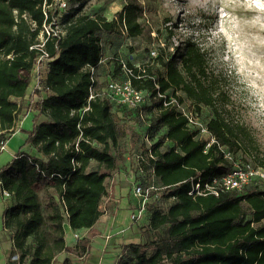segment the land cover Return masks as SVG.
<instances>
[{"label":"trees","instance_id":"16d2710c","mask_svg":"<svg viewBox=\"0 0 264 264\" xmlns=\"http://www.w3.org/2000/svg\"><path fill=\"white\" fill-rule=\"evenodd\" d=\"M50 3L0 0V129L6 133L15 126L21 110L17 99L25 96L28 73L40 53L34 45L39 43L41 25L53 20L57 12L43 8ZM140 15L141 7L133 2L111 20L76 8L59 18L62 33L47 37L43 44L52 59L44 81L50 92L36 91L39 96L33 109L47 121L37 122L36 116L25 142L45 160L20 152L0 168V190H6L12 202L4 212L3 224L11 232L12 253L18 254L20 264H52L59 253L69 251L64 220L78 230L90 228L100 216L105 181L116 166L110 145H116L124 132L107 99L91 100L89 110H79L88 95V67L97 69L101 63L102 35L120 30L130 37L141 35ZM159 60L160 68H154L158 65L154 60L142 66L119 61L109 77L124 79L121 67L125 64L132 69L133 86L148 94L151 104L144 106L145 122L137 111L130 110L144 124L141 135L135 136L141 140L147 135L153 140L155 158H148L149 164L136 163L144 172L141 178L153 168L161 188L159 199H172L165 210L155 203L147 205L144 215L149 214L148 228L154 239L130 244L131 254L117 264H264V188L258 187L259 181L218 195L188 194L192 181L221 178L233 171V160L224 157L220 146L240 165L246 164L250 163L249 152L258 151L255 138L229 116L227 97L218 92L217 79L206 74V58L198 45L185 44L179 55L181 67L173 58ZM156 90L187 100L201 118L202 106L208 107L210 116L204 123L214 142L206 147V140L186 125L184 117L155 97ZM238 152L243 153L244 163L236 157ZM252 158L254 166H264V158ZM64 264H70L68 258Z\"/></svg>","mask_w":264,"mask_h":264},{"label":"rangeland","instance_id":"374dc122","mask_svg":"<svg viewBox=\"0 0 264 264\" xmlns=\"http://www.w3.org/2000/svg\"><path fill=\"white\" fill-rule=\"evenodd\" d=\"M62 2L66 4L64 9L59 8ZM129 2L141 7L139 20L144 30L137 37H130L125 30L102 35L101 63L96 69L98 82L103 86L115 73L114 66L119 61L142 66L154 60L158 63L154 68H160V57L164 60L173 58L181 67L180 53L187 42H194L205 55L206 74L217 79L218 92H224L227 97L225 107L229 116L242 123L255 138L258 151L249 152L248 162L254 165V155L264 158V0H51L50 9L57 10L55 16L58 20L65 11L76 8H80L82 13L103 15L111 20ZM151 50L155 51L153 56ZM29 95V99L21 101L18 113L32 109L30 122H33L38 114L33 109L35 97L31 93ZM150 104L151 101L148 102ZM201 110L204 122L209 118L210 110L206 106H202ZM112 113L124 135L116 145H110V152L116 157V166L105 182L110 183L115 177L119 185L116 195L130 209L132 188L142 177L134 154L145 146L144 138L140 140L135 134L141 135L144 124L126 107L112 108ZM28 125L23 124L13 136L8 135V138L11 136L9 142L0 151V168L10 162L15 153L31 151L30 145L25 142L27 131L31 129ZM242 155L238 152L236 157L244 163ZM256 180L259 181L258 187L263 189L264 179ZM2 196L0 191V221L6 207ZM39 196L44 202L43 190ZM148 203V207L155 203L161 210L169 204L166 199H159V192H153ZM102 204V211L108 208L107 203ZM148 215L136 221L128 216L136 227L139 222L142 223L143 226L138 225L143 231L141 242L154 239V233L148 228ZM76 255L80 256V253ZM70 258L74 257L71 255Z\"/></svg>","mask_w":264,"mask_h":264},{"label":"built area","instance_id":"2783aa9c","mask_svg":"<svg viewBox=\"0 0 264 264\" xmlns=\"http://www.w3.org/2000/svg\"><path fill=\"white\" fill-rule=\"evenodd\" d=\"M51 5V4H50ZM50 5L43 6V8H48ZM66 6L65 2H62L59 8L64 9ZM68 11H65L67 13ZM45 17L47 18V13L45 12ZM32 27H35V23L30 21ZM58 33H62L61 27L58 23V18L54 16L51 21H44L41 25L39 43L34 45V48L40 51L39 55L35 58L34 64L30 72L28 73L29 82L33 79V93L40 91L41 93H49V88L44 84L49 62L52 60L48 54L43 50V44L47 37L55 36ZM153 56L155 54L154 50L150 51ZM10 57V55H7ZM101 62V61H100ZM122 71L125 75L124 79H114L110 78L102 86L96 78V68L88 67L90 72V84L88 89V95L86 97L85 105L79 110L81 112L90 109V101L94 99H107L112 105L126 107L138 112L139 117L142 121L144 120V106L148 103V94L144 90L137 89L133 86L130 76L133 74L132 69L128 68L125 64H122ZM158 89V86L156 85ZM156 98L162 99L163 106L171 107L175 109L178 114L186 119V125L196 131V135L199 138L206 140V147L214 142V137L209 132L206 124L202 121L201 117L196 113L193 106L187 100H180L176 95H167L166 92H160L156 90ZM21 99H17V106H21ZM15 120L14 128H11L9 132L0 129V135L6 134L12 135L19 131L21 123L24 117L23 114H17ZM147 124V123H146ZM80 124L78 125V127ZM81 128V127H80ZM81 138V133L75 142V148L78 151V141ZM8 139V137H7ZM6 138H0V151L5 148ZM145 146L140 148L137 153L134 154V158L138 165L141 162L148 163L147 159H154L155 155L152 154L151 145L153 140L149 139L147 135H144ZM224 153V157L232 159L234 163V169L230 173L226 174L221 178H213L208 181H192L191 189L188 194L192 197L199 195L214 194L218 195L222 191L229 189H240L243 185L255 179H264V168L263 166H254L251 163H246L243 166L239 162L233 159V155L228 150L220 146ZM146 149L145 153H143ZM149 164V163H148ZM139 173L144 176V172L141 166H137ZM160 187L155 182V175L153 168L148 171V176L145 178H140L138 182L132 188V197L136 200L135 207L130 213V219L132 221L139 220L143 217L147 210V205L149 199L153 192H159ZM4 197H9V193L6 190H0ZM168 200H172L169 198ZM167 200V201H168ZM168 207V206H167ZM167 209V208H166Z\"/></svg>","mask_w":264,"mask_h":264},{"label":"crops","instance_id":"0c3cea01","mask_svg":"<svg viewBox=\"0 0 264 264\" xmlns=\"http://www.w3.org/2000/svg\"><path fill=\"white\" fill-rule=\"evenodd\" d=\"M29 87L30 90L26 91V94L21 101L29 99V93H31V96L33 94V97H35L34 100L37 99V93L32 92L33 79L30 80L28 88ZM121 107L122 106L117 105L112 106V108L115 109ZM32 111V109L25 110L20 128H22V125L25 123L30 125H28L29 128L32 127L33 122H30V114ZM42 121H47V117L40 114L37 118V122ZM16 133L17 132L14 134ZM9 138L6 140L5 145L9 142ZM30 147L31 151H19L15 153L14 156L20 152H25L29 155L45 160L44 155L39 153L33 146L30 145ZM106 180H108V177ZM115 182V177L112 178L110 183H108V181L105 182L106 193L100 201V216L90 228L72 230L68 225L67 219L64 220V238L69 251L59 253L52 264H64V261L67 258L69 259L70 264H117L118 260L121 258L125 259L131 254L129 247L130 244H139L143 240V231L138 228V225L143 226L142 223L139 222L136 227V224H133L128 220V216H130V213L135 207L136 200L130 196L131 208L127 209V203L119 200L116 195L119 185ZM108 193L110 195H108ZM2 198L6 202V207L2 212L0 221V264H20L18 254L12 253L13 241L11 232L6 229L3 224L4 212L12 202L9 197L2 196ZM171 202L172 200H168V206ZM102 203H107L108 205V208L103 211ZM81 246H84L85 248L84 251L80 253L79 248ZM78 253H80V256L76 255ZM71 255L74 258H70Z\"/></svg>","mask_w":264,"mask_h":264}]
</instances>
